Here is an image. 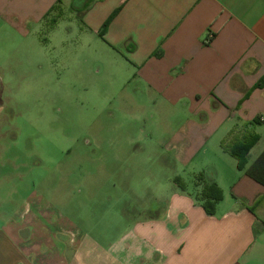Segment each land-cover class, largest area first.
<instances>
[{"label": "crops", "instance_id": "crops-1", "mask_svg": "<svg viewBox=\"0 0 264 264\" xmlns=\"http://www.w3.org/2000/svg\"><path fill=\"white\" fill-rule=\"evenodd\" d=\"M57 1L0 0V26L27 39L47 20L57 17L51 35L76 20L104 73H125L111 86L140 93L126 96L136 112L120 102L142 124L129 143L142 139L137 152L155 151L160 166L176 169L162 198L132 220L128 256L110 264H264V187L245 175L264 150V0H60L50 11ZM247 133L255 141L239 163L223 146ZM205 183L222 194L213 215L198 201ZM12 229L14 240L0 235V264H83L63 225L35 239L18 240L34 227Z\"/></svg>", "mask_w": 264, "mask_h": 264}, {"label": "rangeland", "instance_id": "rangeland-1", "mask_svg": "<svg viewBox=\"0 0 264 264\" xmlns=\"http://www.w3.org/2000/svg\"><path fill=\"white\" fill-rule=\"evenodd\" d=\"M78 25L53 35L43 26L32 39L0 26V235L14 240L10 226H29L18 240L35 239L47 224L63 225L83 264H110L128 256L132 220L162 198L176 169L160 166L155 151L137 152L142 139L129 143L142 124L123 107L136 112L126 96L140 93L111 86L125 73H104Z\"/></svg>", "mask_w": 264, "mask_h": 264}, {"label": "trees", "instance_id": "trees-1", "mask_svg": "<svg viewBox=\"0 0 264 264\" xmlns=\"http://www.w3.org/2000/svg\"><path fill=\"white\" fill-rule=\"evenodd\" d=\"M60 3V0L52 7L50 11L55 12L56 5ZM49 11V13H50ZM115 13H113L102 25L99 34L101 35L106 29L108 23L111 21ZM56 18L47 20V29L51 28ZM242 143H236V139L233 140L234 144L232 146L224 145V149H226L232 156H234L239 163L242 162L244 155L249 148L250 144L255 141V138L247 133ZM245 175L248 176L253 181L257 182L261 186L264 187V150L262 153L254 160V162L247 167L245 170ZM174 184L179 188H183L184 185L179 181V179H174ZM222 199V194L220 189L215 185V183H205L199 193V202L201 203V207L207 215H213L215 206Z\"/></svg>", "mask_w": 264, "mask_h": 264}]
</instances>
